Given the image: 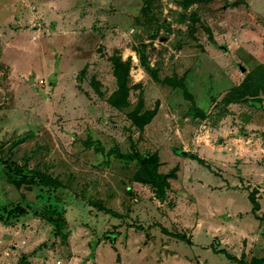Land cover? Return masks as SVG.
Masks as SVG:
<instances>
[{
    "label": "rangeland",
    "instance_id": "rangeland-1",
    "mask_svg": "<svg viewBox=\"0 0 264 264\" xmlns=\"http://www.w3.org/2000/svg\"><path fill=\"white\" fill-rule=\"evenodd\" d=\"M184 2L0 0V264L264 257V149L254 157L247 144L264 140V70L249 99L226 101L264 67V0ZM117 58L132 66L126 111L109 103ZM142 100V113L158 108L144 130L130 118ZM155 152L160 173H177L164 201L123 158ZM2 162L63 187L19 189ZM17 206L28 215L9 216ZM50 208L64 213L62 232L44 219Z\"/></svg>",
    "mask_w": 264,
    "mask_h": 264
},
{
    "label": "trees",
    "instance_id": "trees-1",
    "mask_svg": "<svg viewBox=\"0 0 264 264\" xmlns=\"http://www.w3.org/2000/svg\"><path fill=\"white\" fill-rule=\"evenodd\" d=\"M199 1L205 0H185L184 6L189 8L193 6L195 3ZM154 0H148V6L153 4ZM115 68L114 74L118 83V90L110 97L109 103L110 105L119 110L126 111L131 108L132 104L130 101L131 95V63L124 62L121 58L115 59ZM264 70V67L255 71L254 73L248 76L245 84L238 88L230 98H227L226 101L228 103L234 104L239 103L243 99H249L252 92L251 82L256 79V76L260 71ZM144 110V101L142 100L139 104L138 108L130 114V118L133 121L134 125L137 126L140 130H144L147 126H149L152 121L158 115V108L152 111H147L142 113ZM176 153H181V156L188 158L191 157L192 160L199 162L202 165H206L205 161L198 156L189 155L186 152L175 151ZM125 160H135L137 162V171L134 175L133 181L137 184L150 186L155 190L156 196L164 201L167 198L168 190L171 188V180L177 179V173L173 172L171 174H162L160 173V168L162 166L160 156L158 153L149 154V155H141L136 154L133 156H124ZM5 172L7 173V178L10 183L15 185L17 188L21 189L22 187H40L42 190H54L55 192L63 187V184L58 178L53 177L51 174L39 170H28L20 165H12V163L2 162L1 163ZM176 171V170H174ZM256 191L250 194L251 202L253 203L255 210L260 208L257 199H256ZM9 216L18 218L21 216L28 215V212L22 206H17L13 210H6ZM107 213H111L110 210ZM114 216L122 217L121 214H117L113 212ZM43 217L46 221H48L51 225H53L59 232H62L63 229L66 228V219L63 212L57 209H48L43 214ZM9 221L5 219V217L0 216V223H6ZM139 230H143V227H138ZM180 238L184 241L187 240L186 236H180ZM94 248V247H93ZM217 254L225 255L230 261L235 262L236 264H264V259L262 258H252L248 260L246 256H242L240 259L232 256L228 251L221 250L217 251Z\"/></svg>",
    "mask_w": 264,
    "mask_h": 264
},
{
    "label": "crops",
    "instance_id": "crops-1",
    "mask_svg": "<svg viewBox=\"0 0 264 264\" xmlns=\"http://www.w3.org/2000/svg\"><path fill=\"white\" fill-rule=\"evenodd\" d=\"M264 110V109H263ZM259 117V116H258ZM257 117V118H258ZM257 122L259 123H261V122H263V124H262V126H264V111H263V113H262V116H261V114H260V117H259V119L257 120ZM263 136H264V132H263ZM253 144V145H251V148H255V146L257 147V152H251V153H253L254 154V157H256V154L255 153H258V154H260L261 152L260 151H262L263 149H264V140H262L261 142H252V141H250V140H248V145L249 144ZM227 145L229 144V143H226ZM229 145H231L232 147L230 148L231 149V151H232V153L231 154H228L230 157H232L233 155H234V153H236V151H237V149H239L240 148V144L239 143H237V142H231ZM250 147V146H249ZM260 149V151L258 152V150ZM254 151H255V149H254ZM251 153H249V154H246V156H248L247 157V159H248V161L251 159L250 158V154ZM245 156V157H246ZM263 157H264V155H263ZM250 162V161H249ZM252 163V162H251ZM174 181H176V180H174ZM262 186L264 185V184H261ZM254 191V190H253ZM261 191H263L262 189H261ZM260 209V208H259ZM252 212H253V210H252ZM262 239H263V241H264V237L263 238H260V240L262 241ZM243 256H246L247 257V255H245V254H243ZM248 258V257H247ZM252 258H263L264 259V257L263 256H261V257H258V256H255V255H253L252 256ZM252 258H250V259H248V260H251Z\"/></svg>",
    "mask_w": 264,
    "mask_h": 264
},
{
    "label": "water",
    "instance_id": "water-1",
    "mask_svg": "<svg viewBox=\"0 0 264 264\" xmlns=\"http://www.w3.org/2000/svg\"><path fill=\"white\" fill-rule=\"evenodd\" d=\"M221 49L224 50L225 52H228L229 51V48H227V47H221ZM240 67H241V69H242L243 72H246L247 71V69L245 67H243L242 65H240Z\"/></svg>",
    "mask_w": 264,
    "mask_h": 264
}]
</instances>
